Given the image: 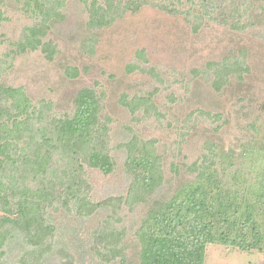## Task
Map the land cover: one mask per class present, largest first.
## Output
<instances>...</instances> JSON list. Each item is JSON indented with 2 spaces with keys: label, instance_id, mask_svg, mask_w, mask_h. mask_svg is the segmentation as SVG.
Wrapping results in <instances>:
<instances>
[{
  "label": "rangeland",
  "instance_id": "rangeland-1",
  "mask_svg": "<svg viewBox=\"0 0 264 264\" xmlns=\"http://www.w3.org/2000/svg\"><path fill=\"white\" fill-rule=\"evenodd\" d=\"M92 1L0 0V106L11 111L0 116V218L9 219L0 226V264H111L117 259L103 245L118 233L116 250L132 259L153 199L190 179L172 165L182 170L210 150L246 170L264 165L261 0H248L240 28L235 17L205 15L188 0H115L135 5L98 25ZM235 60L239 74L230 77L223 65ZM86 97L93 138L68 152L57 137ZM19 100L27 110L17 120ZM242 105L249 116L238 114ZM90 147L107 155L106 171L90 161ZM130 151L151 154L159 167L162 186L146 202L129 192L139 187L125 167ZM24 192L36 196L27 215L52 228L42 246L18 218ZM107 197L117 199L113 207L87 213ZM204 264H264V250L215 243Z\"/></svg>",
  "mask_w": 264,
  "mask_h": 264
},
{
  "label": "trees",
  "instance_id": "trees-1",
  "mask_svg": "<svg viewBox=\"0 0 264 264\" xmlns=\"http://www.w3.org/2000/svg\"><path fill=\"white\" fill-rule=\"evenodd\" d=\"M175 1L181 2V0ZM188 1L198 2L205 15L206 13L209 15L217 13L222 19L227 14L232 19L235 17L234 20H237L238 28L243 26L244 16L249 11L248 0ZM261 2V11L264 12V0ZM90 4L89 13L93 15L94 19H98V25H103L105 18L113 19L116 13L129 9L134 3L123 4L121 1L115 2V0H93ZM114 4L116 6L112 7ZM239 63V60H235L234 64L223 65L227 75L231 77L239 74V70L236 69L240 65ZM238 78L241 76L239 75ZM216 85V89L221 86L218 82ZM8 92L13 95L16 93L14 89H8ZM21 100L15 102L19 111L15 109L17 113L13 115V118L17 116V120L27 110L26 100ZM89 101H91L90 98L86 97L80 102V107L75 110L64 128L62 127L61 135L57 137V141L63 145L62 148L69 146L66 149L68 152L72 150V147L83 148L82 146L86 144L90 145L91 138H93L90 126L95 123L92 120V108L87 106ZM22 104L24 107L21 108ZM9 110L2 109L0 106V116L11 112ZM242 111L246 112V116L252 112L250 105H242L238 114ZM10 117L8 116V119ZM245 120L246 128L252 130L254 124L249 125L251 120ZM5 146L7 143H2L0 150ZM208 152L191 164L182 165V170L181 167L171 166L170 170L174 175L177 176L179 172L183 171V176L190 179L181 184L175 193L171 195L169 193L168 196L159 193L158 197L153 199L150 208L140 220L134 233L137 244V253L134 258L128 259L121 250H116L114 245L117 246L122 234L118 233V237H114L112 234V239L103 245V249L111 252L113 258L117 259V262L111 264H204L206 247L215 243L242 251L264 250V165L246 170L237 164L234 165L233 160L236 157L233 155L214 153V150ZM2 155L4 156V153ZM36 156L37 159L42 158L41 155ZM49 157L50 150H46L43 160L45 161ZM4 158L8 157L4 156ZM88 158L96 164L94 166L107 170L108 165L103 162L107 155L98 152L96 148H89ZM125 160V167L139 185V187L135 185L136 183L131 185L129 192L141 191L140 195L145 197V202L147 198L150 200L162 186V178L157 174L159 170L157 161L151 160V154L140 152L137 157V153L131 151ZM15 162L12 161V165ZM170 192L172 191L170 190ZM22 196L25 202L28 201L24 211L21 209L22 204L17 203L21 226L32 234L30 239L32 244L42 246L45 239L49 237L46 231L52 228L46 227L43 222L39 221L41 217L30 218L27 215L30 212L29 209L36 203V196L25 192ZM116 200L107 197L106 200L96 203L87 213L91 214L93 210L105 206L113 207L111 201ZM121 200L122 197H119L118 202ZM82 209L83 206H79V215H83ZM3 210L9 212L5 208ZM8 222L7 217L0 218V226ZM97 253L102 254V260L109 261L104 253L99 251Z\"/></svg>",
  "mask_w": 264,
  "mask_h": 264
}]
</instances>
